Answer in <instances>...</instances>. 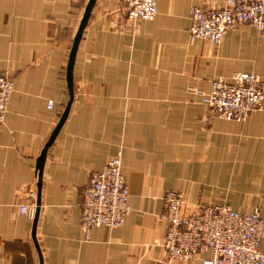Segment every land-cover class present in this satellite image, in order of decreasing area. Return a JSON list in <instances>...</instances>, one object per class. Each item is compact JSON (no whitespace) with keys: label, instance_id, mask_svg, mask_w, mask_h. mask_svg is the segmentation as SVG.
Wrapping results in <instances>:
<instances>
[{"label":"crops","instance_id":"obj_1","mask_svg":"<svg viewBox=\"0 0 264 264\" xmlns=\"http://www.w3.org/2000/svg\"><path fill=\"white\" fill-rule=\"evenodd\" d=\"M88 1L0 0V76L14 83L0 129V264H200L166 263L163 197L181 193L183 213L228 205L264 220V111L222 121L187 91L235 74L264 81V32L242 24L219 46L190 41L191 8L225 0H157L155 19L139 23L122 0H96L75 52L73 100L46 153L34 244L33 219L18 209L35 208L37 160L69 99L66 67ZM116 157L131 212L86 240L82 192Z\"/></svg>","mask_w":264,"mask_h":264},{"label":"built area","instance_id":"obj_2","mask_svg":"<svg viewBox=\"0 0 264 264\" xmlns=\"http://www.w3.org/2000/svg\"><path fill=\"white\" fill-rule=\"evenodd\" d=\"M132 23L151 22L157 14V0H122ZM190 41L201 40L219 46L224 35L246 24L264 32V0H225L217 9L191 8ZM14 89L13 81L0 76V129ZM187 93L209 108L216 119L244 122L254 111H264V81L255 74H235L230 82L217 79L207 93L189 88ZM51 108V105L48 106ZM181 193L163 197L165 224L163 250L166 263L198 260L200 264H264L260 242L264 220L257 209L239 213L228 205L197 206L183 213ZM19 214L33 219L34 205H23ZM129 191L121 172V160L113 158L99 172H91L80 199V228L86 240L94 228L117 229L129 216Z\"/></svg>","mask_w":264,"mask_h":264},{"label":"water","instance_id":"obj_3","mask_svg":"<svg viewBox=\"0 0 264 264\" xmlns=\"http://www.w3.org/2000/svg\"><path fill=\"white\" fill-rule=\"evenodd\" d=\"M95 1L96 0H89L88 1L87 6H86L85 11H84L83 18L80 22L77 34L74 38V41H73V44H72V47H71V50L69 53L68 63H67V67H66V84H67V93H68V97H69L68 102L65 106V109L62 113V116H61L57 126L55 127L53 133L51 134L49 140L47 141L46 145L44 146V148L41 151V154L37 160V165H36V169L38 171L37 198H36V203H35V212H34L33 227H32V239H33L34 244H35V240H34L35 227L37 224V220H38V216H39V207H40L41 174H42V169H43V165L45 162L46 153H47L48 148L52 144L54 138L56 137L59 129L61 128L62 124L64 123V121L68 115L70 105H71L72 100H73L72 68H73L75 52H76L77 45H78L79 40L81 38L82 32L86 26L87 20L89 18L91 9H92Z\"/></svg>","mask_w":264,"mask_h":264}]
</instances>
